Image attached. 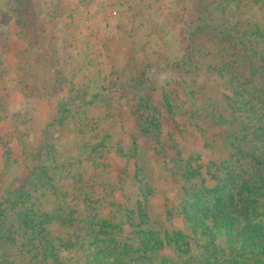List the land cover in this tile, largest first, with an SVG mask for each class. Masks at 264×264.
<instances>
[{
	"label": "rangeland",
	"instance_id": "1",
	"mask_svg": "<svg viewBox=\"0 0 264 264\" xmlns=\"http://www.w3.org/2000/svg\"><path fill=\"white\" fill-rule=\"evenodd\" d=\"M237 24L264 31V0H0V264L39 254L32 240L43 264L51 249L60 264L181 262L179 237L204 232L191 185L212 190L196 206L215 217L208 249H227L219 187L235 193L264 154L246 143L264 138V69L249 82L216 41Z\"/></svg>",
	"mask_w": 264,
	"mask_h": 264
},
{
	"label": "trees",
	"instance_id": "2",
	"mask_svg": "<svg viewBox=\"0 0 264 264\" xmlns=\"http://www.w3.org/2000/svg\"><path fill=\"white\" fill-rule=\"evenodd\" d=\"M22 1L26 4H30L33 0ZM234 28V31L229 30L227 32H220L222 35H218L216 37V41L219 43L218 46L223 49L221 54H226V57L229 60L227 65H230L231 61H234L233 57H235V63L238 67H245L246 69L250 70L248 75L251 76V79H248L250 82L252 78L259 77L260 70L262 68L264 69V54L259 52L255 55L254 50V47L260 50L259 46L261 44L258 40L264 37V31L258 30L250 34L249 30L241 29L238 24L234 26ZM207 29L209 32L213 30L212 27L208 28L200 26L197 28V30L200 31ZM217 29L219 30L218 27ZM231 45L233 46L232 49L235 51L233 57L230 53H228L227 48V46L231 47ZM241 45L244 46V48L239 50ZM254 139H258L259 143L262 142L264 144V138L255 137L251 139L249 136L246 140V143L250 144ZM247 159L249 163L247 167V174L251 175L252 177H249L246 173H244V177L239 175V173L232 175V177H238L240 180L245 182L243 183L242 181H239L237 183L236 187L238 188L235 193L228 185H224L222 188L219 187L221 190L223 189V193H226L223 195V197H226L227 201L225 202L221 197L218 203H223L224 208H229L228 213L223 216L232 223V226L228 228L227 234L223 236L227 249L222 248L221 252H217L219 255L208 249L210 245L215 247V242L213 240L215 239L216 235L212 232L211 228H209L207 222L214 223L215 217L211 216L209 218H201L203 217L202 214L200 215V213H202L200 210L201 207L196 208V206L205 207L209 204L206 208L207 210L210 209L211 206H214V203H210V194L212 190L207 187L198 190L194 185H191L189 189H192L195 193L197 191L198 196L194 200H187L185 204L187 207H192V210H189V214L194 215L196 220L199 219V221L203 223L202 227L204 232H194V236L190 237L191 241L186 237H179L180 239L187 240L188 244L186 245V248H183L185 250L180 253L182 259L181 262H177L176 264H264V262H262L264 261V217L257 212L259 210L260 213L261 211L264 212V154L253 153L250 158L247 156ZM260 165H262V168L259 171H255V169ZM190 171L191 168L187 172L188 178H191L192 176ZM198 175L201 177L200 174ZM192 179L189 180L192 181ZM221 182H224V180H221ZM184 192L187 194V190H184ZM255 192L259 194L256 195L254 194ZM36 214L37 213L35 210H33L34 217ZM203 235L204 239H202ZM142 236L146 237L148 235L142 234ZM38 241L32 240L31 242L26 243V247L30 248L29 251H35L39 254L33 255L31 252H29L30 256L27 254H22L23 264L44 263L42 260L44 257L42 253L45 251L42 250L43 247L41 244L44 242L43 240H41L42 242ZM37 242L38 245L34 247V244ZM145 243L146 239L143 240V245L146 249V255L148 256L150 253H154L155 250ZM191 243H195V246L191 245ZM8 244L9 242L4 244L6 249L10 252H14L12 248L11 250L8 248ZM213 255H215V258H213ZM231 255H239V257H234L240 258L242 262L234 263ZM223 256L225 260H216V258L220 257L221 259ZM132 259L133 261L137 262L135 255L132 256ZM142 259L147 262H150L151 260L150 258ZM44 261L47 264H60V260L55 249H51L50 254L47 256V260Z\"/></svg>",
	"mask_w": 264,
	"mask_h": 264
}]
</instances>
